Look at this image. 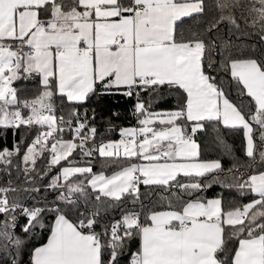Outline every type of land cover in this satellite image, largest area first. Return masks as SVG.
<instances>
[{
	"label": "snow or ice",
	"instance_id": "1",
	"mask_svg": "<svg viewBox=\"0 0 264 264\" xmlns=\"http://www.w3.org/2000/svg\"><path fill=\"white\" fill-rule=\"evenodd\" d=\"M0 264H264V0H0Z\"/></svg>",
	"mask_w": 264,
	"mask_h": 264
},
{
	"label": "trees",
	"instance_id": "2",
	"mask_svg": "<svg viewBox=\"0 0 264 264\" xmlns=\"http://www.w3.org/2000/svg\"><path fill=\"white\" fill-rule=\"evenodd\" d=\"M187 23L190 24L191 26L195 27V24L192 21H188ZM232 39H233L234 42L239 43V41H236V38L235 37H232ZM112 103L113 102L111 100L106 102V104L109 105V106ZM121 104H123V102H121ZM160 106L162 108H168L170 105H169V103H162ZM124 107H126V105ZM121 111H123V108H121ZM121 123L128 124V123H132V121H131L130 118L127 117V114H125V116L122 117ZM206 143H208L209 145L211 144V138L210 137L208 138V140L206 141ZM229 143L231 144V143H233V141L230 139L229 140ZM237 146H238V142H237ZM208 152H209V154H212V148H211V146H209ZM216 191H219V188H217ZM212 194L214 195L215 192H213Z\"/></svg>",
	"mask_w": 264,
	"mask_h": 264
},
{
	"label": "built area",
	"instance_id": "3",
	"mask_svg": "<svg viewBox=\"0 0 264 264\" xmlns=\"http://www.w3.org/2000/svg\"><path fill=\"white\" fill-rule=\"evenodd\" d=\"M133 122V121H132Z\"/></svg>",
	"mask_w": 264,
	"mask_h": 264
}]
</instances>
